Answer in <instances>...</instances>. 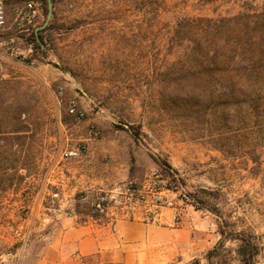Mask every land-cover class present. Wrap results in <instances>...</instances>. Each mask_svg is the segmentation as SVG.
Segmentation results:
<instances>
[{"label": "rangeland", "instance_id": "374dc122", "mask_svg": "<svg viewBox=\"0 0 264 264\" xmlns=\"http://www.w3.org/2000/svg\"><path fill=\"white\" fill-rule=\"evenodd\" d=\"M28 1L7 0V25L0 28V59L3 48L11 47L17 61L14 76L0 77V138H5L0 144V188L6 182L1 175L6 176L18 155L7 146L5 133L26 129L30 119L39 124L34 111L52 102L51 97H58L64 87V97L77 94L90 110H110L117 128H139V140L152 159L170 163L176 179L158 164L151 177L160 173L169 187L186 191L198 210L210 215L219 236L217 244L202 254L204 264H240L241 241L234 236L243 233L256 238L260 250L255 264H264V119L240 123L231 114L235 123L221 121L205 128V121L196 124L194 118L162 110L159 93L161 72L182 56L186 46L175 36L180 19L256 10L262 0H55L46 56L34 50L30 40L47 19L42 0H32L40 14L30 30L18 17ZM37 71L45 76L50 71L56 77L44 92L29 82ZM45 94L49 100L42 98ZM241 127L235 136L233 129ZM219 132L231 138L222 140ZM220 226L226 228L225 235Z\"/></svg>", "mask_w": 264, "mask_h": 264}, {"label": "crops", "instance_id": "0c3cea01", "mask_svg": "<svg viewBox=\"0 0 264 264\" xmlns=\"http://www.w3.org/2000/svg\"><path fill=\"white\" fill-rule=\"evenodd\" d=\"M14 55L11 47L3 48L1 78L17 73ZM47 72H33L29 82L38 92L56 79ZM42 98L50 99L46 94ZM72 98L85 107V119L68 112ZM50 100L32 114L39 124L30 119L26 129L5 133L7 146L18 155L6 176L1 175L6 182L0 188V264H195L196 257L204 264L202 254L219 241L207 212L188 207L179 224L168 208L153 220L144 217L142 209L130 218L92 219L89 205L100 193L121 184L141 187L157 163L130 130L117 128L110 110H90L77 94ZM90 124L102 130L100 138L90 137ZM69 140L84 141L82 157L63 158ZM55 187L60 188L66 212L44 220L46 198ZM81 195L89 202H79Z\"/></svg>", "mask_w": 264, "mask_h": 264}, {"label": "trees", "instance_id": "16d2710c", "mask_svg": "<svg viewBox=\"0 0 264 264\" xmlns=\"http://www.w3.org/2000/svg\"><path fill=\"white\" fill-rule=\"evenodd\" d=\"M50 1L55 2L42 0L47 18ZM220 1L242 3L245 0ZM51 24L34 30L30 38L33 49L45 56V47L54 30ZM175 36L181 46H186L182 56L161 72L162 110L180 118H194L196 124L205 121V128L215 122L235 123V118L230 119L231 114L238 116L240 123L251 120L256 124L254 119H264V0L259 9L247 8L230 16L184 17L176 24ZM118 129L130 130L137 141L141 137L140 129L134 125ZM242 129H233L235 136ZM217 135L222 140L231 138L221 132ZM156 163L176 179L170 163L158 159ZM220 233L225 235L226 228L220 226ZM234 238L241 241L240 264H255L260 250L256 238L244 233Z\"/></svg>", "mask_w": 264, "mask_h": 264}, {"label": "built area", "instance_id": "2783aa9c", "mask_svg": "<svg viewBox=\"0 0 264 264\" xmlns=\"http://www.w3.org/2000/svg\"><path fill=\"white\" fill-rule=\"evenodd\" d=\"M6 3L7 0H0V28L7 25ZM39 13L36 3L31 0L19 10L18 17L21 21H25L29 26L26 29L30 30V27L35 25ZM64 92L65 88L60 87L58 94L61 101ZM68 112L78 120L86 117V110L79 106L75 98L68 101ZM22 118H26V113L22 115ZM89 129L91 138L100 137L101 130L95 124H91ZM4 143L5 139L0 138V144ZM86 150L87 146L84 141L69 140L67 148L63 151V158L78 159L85 154ZM78 200L84 204L89 202L86 195H81ZM64 204L60 188L55 187L50 190L43 210V219L49 220L64 214L66 212ZM89 207L92 219L102 222L112 215H123L125 218H130L140 209L144 211V217L153 220L161 214L163 209L168 208L172 210L173 220L178 224L187 215L188 207L199 209L195 200L186 191L169 187L160 173H155L141 187L121 184L109 192L100 193L94 201L90 202Z\"/></svg>", "mask_w": 264, "mask_h": 264}, {"label": "water", "instance_id": "95a60500", "mask_svg": "<svg viewBox=\"0 0 264 264\" xmlns=\"http://www.w3.org/2000/svg\"><path fill=\"white\" fill-rule=\"evenodd\" d=\"M51 11H52V1H50V12H49L47 20L45 21L44 25L42 27H40V28H37V30L42 29V28H44L45 26L48 25L49 20L51 18Z\"/></svg>", "mask_w": 264, "mask_h": 264}]
</instances>
